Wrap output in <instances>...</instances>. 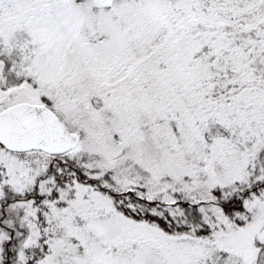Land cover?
<instances>
[{
	"label": "snow or ice",
	"instance_id": "obj_1",
	"mask_svg": "<svg viewBox=\"0 0 264 264\" xmlns=\"http://www.w3.org/2000/svg\"><path fill=\"white\" fill-rule=\"evenodd\" d=\"M0 264H264V0H0Z\"/></svg>",
	"mask_w": 264,
	"mask_h": 264
}]
</instances>
